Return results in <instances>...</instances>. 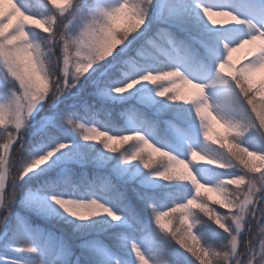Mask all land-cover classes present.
I'll return each instance as SVG.
<instances>
[{
  "label": "snow or ice",
  "instance_id": "6c2138e0",
  "mask_svg": "<svg viewBox=\"0 0 264 264\" xmlns=\"http://www.w3.org/2000/svg\"><path fill=\"white\" fill-rule=\"evenodd\" d=\"M246 133L264 145V3L0 0V239L23 254L0 264H264Z\"/></svg>",
  "mask_w": 264,
  "mask_h": 264
},
{
  "label": "rangeland",
  "instance_id": "374dc122",
  "mask_svg": "<svg viewBox=\"0 0 264 264\" xmlns=\"http://www.w3.org/2000/svg\"><path fill=\"white\" fill-rule=\"evenodd\" d=\"M58 2H59V0H58ZM254 2L257 3V4H260V3H264V0H254ZM235 11H236V14L241 16L242 18L245 17V16H249L250 15V13L241 11L239 9H235ZM229 19H230L229 17L221 16L219 14H216L215 11L212 14V20L217 21V22H222V21L229 20ZM227 27H228L229 32L231 34H233V35H242L243 32H244V29L242 27H240V26L230 25V26H227ZM244 54H245V50L244 49H239V50L235 51L232 54L233 62L234 63L241 62V59L244 56ZM165 86L169 87V88L176 89L177 92L179 94H182V95H190L191 92L193 91L191 89L190 85L184 84L180 80H173L171 84H166ZM207 92L210 95V97H212L213 99L215 97H217V95H219V92H218V90L216 88H208ZM209 111H210V109H209ZM212 115H213V117L215 116L214 113ZM211 125H212L211 129L221 130V131H225L226 132V129H225L224 125L222 123L218 122V120H216L214 118L211 119ZM200 139H202V136L200 137ZM240 139H241V141H246L253 148H255V147H264V145L260 144L258 141H253V140L249 139V135L247 133L245 134V136L241 137ZM189 142H191V141H189ZM208 143L211 144L214 147H219L218 145H214L211 142L210 139L208 140ZM200 159H201L200 156L196 157V160L199 161ZM217 171H222V170L218 169ZM0 242H1V239H0ZM0 248H2L1 250L4 253L11 254V255H15V254L20 255L19 253H12V252L8 251L5 247L0 246Z\"/></svg>",
  "mask_w": 264,
  "mask_h": 264
},
{
  "label": "trees",
  "instance_id": "16d2710c",
  "mask_svg": "<svg viewBox=\"0 0 264 264\" xmlns=\"http://www.w3.org/2000/svg\"><path fill=\"white\" fill-rule=\"evenodd\" d=\"M31 2L33 4H35L36 6H38V7L42 4V0H31ZM111 115H112L113 119H116L118 121V125L117 126H124L125 122L123 120L119 119V109L113 111L111 113ZM209 136H210L211 142L214 145L220 146V142L221 141L223 143H225L226 145L229 143L228 139L226 138V132L225 131L210 129ZM218 138H220V139L218 140ZM25 139L27 140L28 137L26 136ZM130 143H131V141H129V144ZM127 146H128L127 144L120 145L121 148H124V147H127ZM224 150L227 151V148H225ZM25 179H27V177ZM72 181L74 183L78 184V181H79V170L76 171V174L73 176ZM201 191L204 192V191H207V190L206 189H202ZM185 194H187V193L185 192ZM208 196H211L213 198V200L218 198L215 193L210 192V191H208ZM164 210H166V209H164ZM218 210L219 211H224V209H222V208H218ZM32 219H33V221L35 223H40V224L44 223L41 220L40 217H33ZM47 226L52 228L53 230L59 232V234L65 235V237H70V233H71L70 226L62 225V224H51V223L47 224ZM196 227L199 228V227H202V226L201 225H196ZM211 227H212V229H215L216 232L220 231L219 229L216 228L215 225H212ZM75 239L76 238H73V242H75ZM217 239H219V237H217ZM4 244H5V240L1 239L0 246L4 247ZM1 249L2 248H0V253H4ZM146 250H148V249L146 248ZM9 255H11V254H9ZM15 255H17V254H15ZM20 255H23V254H20Z\"/></svg>",
  "mask_w": 264,
  "mask_h": 264
},
{
  "label": "clouds",
  "instance_id": "9594fccd",
  "mask_svg": "<svg viewBox=\"0 0 264 264\" xmlns=\"http://www.w3.org/2000/svg\"><path fill=\"white\" fill-rule=\"evenodd\" d=\"M220 138H218V140H219Z\"/></svg>",
  "mask_w": 264,
  "mask_h": 264
}]
</instances>
